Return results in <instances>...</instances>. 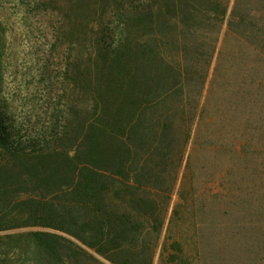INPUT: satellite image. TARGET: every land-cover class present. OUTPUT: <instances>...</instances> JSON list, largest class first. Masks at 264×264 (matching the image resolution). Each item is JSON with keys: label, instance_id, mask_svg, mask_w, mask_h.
<instances>
[{"label": "trees", "instance_id": "16d2710c", "mask_svg": "<svg viewBox=\"0 0 264 264\" xmlns=\"http://www.w3.org/2000/svg\"><path fill=\"white\" fill-rule=\"evenodd\" d=\"M193 1L18 2L61 51L64 105L34 130L0 99V264H154L165 250L203 145L186 99ZM5 48L0 19V67Z\"/></svg>", "mask_w": 264, "mask_h": 264}, {"label": "rangeland", "instance_id": "374dc122", "mask_svg": "<svg viewBox=\"0 0 264 264\" xmlns=\"http://www.w3.org/2000/svg\"><path fill=\"white\" fill-rule=\"evenodd\" d=\"M19 1L0 0V99L17 124L35 130L64 105L62 57L43 34L44 22L23 18ZM212 3L226 13L214 14ZM193 5L200 32L185 40L192 44L184 60L186 99L197 107L203 145L193 156L197 180L184 188L196 196L185 198L154 264H264V52L254 45L264 41V0ZM177 203L175 194L170 212Z\"/></svg>", "mask_w": 264, "mask_h": 264}]
</instances>
